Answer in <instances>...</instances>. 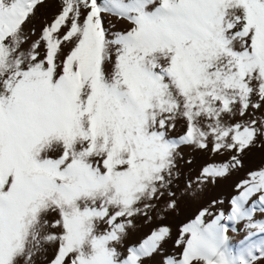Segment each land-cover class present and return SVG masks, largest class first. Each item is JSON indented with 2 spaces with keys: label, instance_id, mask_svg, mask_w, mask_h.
<instances>
[{
  "label": "snow or ice",
  "instance_id": "6c2138e0",
  "mask_svg": "<svg viewBox=\"0 0 264 264\" xmlns=\"http://www.w3.org/2000/svg\"><path fill=\"white\" fill-rule=\"evenodd\" d=\"M44 3L0 0V264H36L52 245L46 264H142L167 226L126 256L116 245L170 186L180 147L243 152L264 136V116L231 122L264 108V0H60L25 48ZM179 120L185 133L170 136ZM248 175L230 211L181 228L164 264L264 260V169Z\"/></svg>",
  "mask_w": 264,
  "mask_h": 264
},
{
  "label": "rangeland",
  "instance_id": "374dc122",
  "mask_svg": "<svg viewBox=\"0 0 264 264\" xmlns=\"http://www.w3.org/2000/svg\"><path fill=\"white\" fill-rule=\"evenodd\" d=\"M60 11V0H45V3L38 6L34 16L23 25L28 43L25 48L39 39L41 30L46 23H51ZM111 20L115 25L112 31L126 30L129 25L124 20H118L115 16H105V26ZM43 51V45H41ZM69 51V47H64V53ZM264 116V108L260 110L249 109L244 117L237 115L231 122L251 120ZM186 122L179 120L170 136L176 137L184 134ZM180 155L177 158L175 174L168 189L163 190L164 195L150 203L153 205L147 210V215L143 212L131 217V225L127 227L126 235L120 244L116 245L122 256L127 255V248L138 246L144 239L151 235L161 226L170 229V236L162 242L160 248L152 256L143 258L142 264H164L166 257L178 256L182 248L177 247L176 241L180 237L181 228L191 222L202 209H209L213 214L221 211L228 212L231 207V199L238 195L237 184L249 178V173L264 169V136H259L255 142L247 147L243 152L221 149L219 152L212 150V144L208 148L200 149L194 145H185L179 149ZM236 156L240 160V165L230 168L228 174L223 177L202 178V172L206 167L220 166L230 162ZM191 185V187H189ZM242 190V189H241ZM172 193V195H169ZM252 197L251 200H255ZM251 200L249 203H251ZM170 201H175V207L169 208ZM215 202V203H213ZM142 208L143 205H140ZM257 217L261 214L257 213ZM121 220L123 218H120ZM211 219V217H209ZM107 227V226H104ZM238 228L242 225H238ZM233 243L238 242L244 236L243 232L228 233ZM56 252V246H47V252L41 253L36 258V264H46L45 255L51 260ZM257 264H264L260 260Z\"/></svg>",
  "mask_w": 264,
  "mask_h": 264
}]
</instances>
